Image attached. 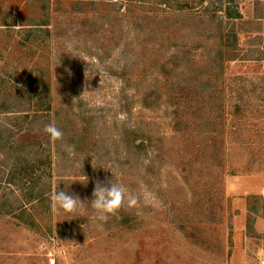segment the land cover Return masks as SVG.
Returning <instances> with one entry per match:
<instances>
[{
    "label": "rangeland",
    "instance_id": "374dc122",
    "mask_svg": "<svg viewBox=\"0 0 264 264\" xmlns=\"http://www.w3.org/2000/svg\"><path fill=\"white\" fill-rule=\"evenodd\" d=\"M112 179L139 202L102 228L50 207ZM263 262L264 0H0V264Z\"/></svg>",
    "mask_w": 264,
    "mask_h": 264
},
{
    "label": "clouds",
    "instance_id": "9594fccd",
    "mask_svg": "<svg viewBox=\"0 0 264 264\" xmlns=\"http://www.w3.org/2000/svg\"><path fill=\"white\" fill-rule=\"evenodd\" d=\"M43 131L53 141L63 138V132L54 123L46 124ZM50 201L52 211L57 215H65L66 219L87 217L86 213L90 207L92 218L98 222L100 228L122 208L137 206L139 202L138 197L134 196L124 184L114 179L108 181L106 185L97 181L90 201H82L78 195L59 188L50 195Z\"/></svg>",
    "mask_w": 264,
    "mask_h": 264
},
{
    "label": "trees",
    "instance_id": "16d2710c",
    "mask_svg": "<svg viewBox=\"0 0 264 264\" xmlns=\"http://www.w3.org/2000/svg\"><path fill=\"white\" fill-rule=\"evenodd\" d=\"M225 17L231 18L232 16L227 13V15ZM238 17H240L239 14L236 16V18H238ZM221 22H222V20H220V24H221ZM218 36H219L220 43H219V46L216 50V54L218 55V57H217L218 63L216 65V67H218V68H220V70H222L221 67H222L224 60H225V58H223V56L226 53H229L231 51V49H232V51L234 49H236L237 35L232 30L226 31L224 28H221V29H219ZM186 52L188 53L189 51L188 50H181V51L179 50L178 54H175L172 56L171 62L174 60L172 70L176 71L177 68H181V65H183L182 68L185 67V69H186L187 65H190L192 63V61L188 62L187 65L182 63L181 59H183L185 57ZM181 55L183 58L180 59V64H179V58L181 57ZM228 59H232V58H228ZM166 66L164 65V67H166ZM192 66H194V65H192ZM183 82L184 83L187 82L183 86H184V88H188V87H192V85H194V82H196V81H194V79L185 78V80H183ZM201 82L203 83V85L207 83V81H202V80H201ZM176 86L180 88L181 85L179 86L176 84ZM178 92H180V90H178V91L175 90L174 93L171 90L169 92V94L166 95V96H169V100L172 101L171 103H172V105H174L172 108V116H174V118H173L174 121H178V120L180 121V118L178 116L179 110H180V106H179L180 103L178 102V100L181 98V96L177 95ZM163 97H164V95L162 93H160L159 91L154 92L152 90H149L140 96V100H141L140 103H141V106H143L145 108H156V107L160 106L161 102H163L165 99H167L166 97L165 98H163ZM133 102H134V100H133ZM36 117H37L36 120L39 119V116H36ZM207 129L210 133L215 131V127L213 129L212 128H207ZM126 135H127V133H126ZM131 135L137 136V135H139V133L137 132L136 129L132 128L131 130L128 131V136H126V137H128L127 140L132 138ZM134 138H135V136H134ZM134 138H133V142H130L129 144H131L136 150L137 149L138 150L140 149L139 151L144 150L146 148L144 143L141 141H140V143H136ZM44 195H45V193H43V192H38L36 194L34 193V194H32V196H29V198L25 199L26 203H28V202L31 203L32 201H36L38 198L43 197ZM21 207L22 206L18 207V209H21ZM23 209L24 210L21 213L24 214V213H26L27 210H26V208H23ZM121 223L123 224V222H121Z\"/></svg>",
    "mask_w": 264,
    "mask_h": 264
},
{
    "label": "built area",
    "instance_id": "2783aa9c",
    "mask_svg": "<svg viewBox=\"0 0 264 264\" xmlns=\"http://www.w3.org/2000/svg\"><path fill=\"white\" fill-rule=\"evenodd\" d=\"M263 264H264V262H263Z\"/></svg>",
    "mask_w": 264,
    "mask_h": 264
}]
</instances>
